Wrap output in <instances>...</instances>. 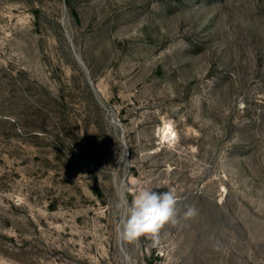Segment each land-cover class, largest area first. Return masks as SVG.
Returning a JSON list of instances; mask_svg holds the SVG:
<instances>
[{"label":"rangeland","instance_id":"obj_1","mask_svg":"<svg viewBox=\"0 0 264 264\" xmlns=\"http://www.w3.org/2000/svg\"><path fill=\"white\" fill-rule=\"evenodd\" d=\"M0 264H264V0H0Z\"/></svg>","mask_w":264,"mask_h":264},{"label":"clouds","instance_id":"obj_2","mask_svg":"<svg viewBox=\"0 0 264 264\" xmlns=\"http://www.w3.org/2000/svg\"><path fill=\"white\" fill-rule=\"evenodd\" d=\"M123 151V149H122ZM126 156V155H125ZM177 198L172 191H139L128 204L125 202L124 215L120 221V235L124 241L132 242L140 237L151 238L159 243V234L165 225L178 224ZM197 215L194 207L183 213L184 219Z\"/></svg>","mask_w":264,"mask_h":264}]
</instances>
